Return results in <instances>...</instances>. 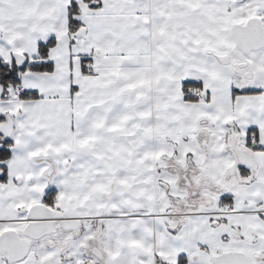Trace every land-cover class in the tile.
I'll return each instance as SVG.
<instances>
[{"label":"snow or ice","instance_id":"obj_1","mask_svg":"<svg viewBox=\"0 0 264 264\" xmlns=\"http://www.w3.org/2000/svg\"><path fill=\"white\" fill-rule=\"evenodd\" d=\"M0 264H264V0H0Z\"/></svg>","mask_w":264,"mask_h":264}]
</instances>
